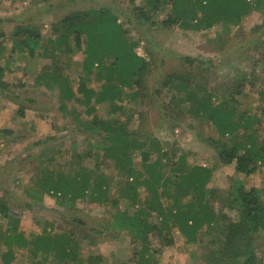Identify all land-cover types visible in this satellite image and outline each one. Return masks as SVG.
Returning a JSON list of instances; mask_svg holds the SVG:
<instances>
[{
    "label": "trees",
    "instance_id": "16d2710c",
    "mask_svg": "<svg viewBox=\"0 0 264 264\" xmlns=\"http://www.w3.org/2000/svg\"><path fill=\"white\" fill-rule=\"evenodd\" d=\"M136 1L129 0L144 22L154 24L157 13L165 12L160 23L166 30L178 27L198 32L211 29L217 23H238L253 13L264 14V0ZM50 30L44 39L38 26L18 25L8 40L9 47L2 41L5 34L0 32V96L12 101L21 98L12 95L11 84L6 79V72H10L9 66L14 61L25 55L31 59L42 57L45 62L36 76L37 83L45 92H54L59 112H65L72 104L84 108V115L89 117L82 122L83 132H90L92 138L100 140L91 150L77 151L76 158L70 159V163L67 161L59 172L43 169L41 178L33 182V191L38 195L30 196L40 201L45 195L55 197L67 207L86 200L108 208L109 219L100 230H92L99 234L110 232L111 236L125 232L132 242L139 243L141 248L131 264H156V251L150 246L153 241L159 242L161 247L172 245L175 232L185 244L209 243L207 254L203 255L205 264H260L255 240L264 233V188L247 190L245 178L264 167V108L260 116L248 115V109L247 117L243 115L239 121L236 117L238 99L232 96L217 100L214 93L197 81L195 61L189 58H182L187 64H182V71L172 72L162 79L168 89L166 94H170L164 104L163 86L149 93L151 64L137 53L136 43L129 40L118 15L109 7L72 12L53 23ZM65 54L71 55L74 66L73 58L77 59L80 54L75 78L70 75L71 64L63 63ZM186 67L191 72L182 74ZM250 87L255 89L253 83ZM244 88V83H240L235 95L242 94ZM261 96L264 99V91ZM126 98L140 106L148 102L150 110L129 114L130 109L124 103ZM103 107L107 119L98 115ZM18 112L23 116L22 109ZM150 112L154 117L161 115L163 120L169 118L170 113L176 124H180L181 119L206 120L223 138L227 136V141L234 140L235 144L230 147L222 143L218 155L223 165L233 164L234 173L238 175L228 190L209 187L212 170L189 164L184 155L174 159L176 154L172 152L168 159H162L166 152L159 141L151 137L148 128ZM71 113L74 122L82 119L75 108ZM134 116L137 121H133ZM239 128L243 129L242 142L238 140ZM44 142L39 140L30 146ZM136 152L141 157L138 163L134 160ZM152 154L156 159H151ZM88 161H93L90 167ZM109 164L118 171L117 178L100 170ZM113 187H117L115 192ZM170 187L175 190L171 203L167 201ZM142 189L148 193L145 199L141 197ZM189 196V201L184 202ZM214 201L220 203L218 213L211 206ZM0 215L8 216L2 199ZM70 222L78 225L75 217H70ZM201 235H207L208 239L203 241ZM0 239L7 249L2 254L3 264L14 260L16 246L26 247L33 259L42 254L46 255L45 261L49 257L75 264L79 261L73 231L61 230L52 235L44 232L29 240L14 227L4 231Z\"/></svg>",
    "mask_w": 264,
    "mask_h": 264
},
{
    "label": "rangeland",
    "instance_id": "374dc122",
    "mask_svg": "<svg viewBox=\"0 0 264 264\" xmlns=\"http://www.w3.org/2000/svg\"><path fill=\"white\" fill-rule=\"evenodd\" d=\"M138 1L140 0L136 2ZM104 6L111 8L118 15L120 23L127 30L129 40L136 43L137 53L151 64L152 72L148 76L149 93L163 86L162 79L166 75L182 71L187 65L182 58L194 59L198 70L196 79L200 80L199 83L204 85L207 91L214 93L217 100L220 97L227 99L232 96L238 99L236 117L239 121L243 115L246 116L248 109V115L260 116L264 108V99L261 98L264 91V14L253 13L238 23H217L211 29L197 32L178 27L163 29L160 21L165 18V12L157 13L154 24L144 22L134 12V6L129 0H2L0 32L6 36L2 41L9 47L11 34L16 26L22 24L38 26L46 39L51 33V25L64 16L75 11ZM79 55L77 59L73 58L77 68L73 65L74 62L71 63L70 54L62 56L63 63L67 66L71 64L70 75L74 78L80 63ZM44 60L42 57L31 59L25 55L19 61H14L17 64L15 68L21 69L18 74L9 76V73H6L12 95H20L21 98L15 99L11 105L6 104L8 114H0V131L14 129L21 139L12 144L5 142L0 145V199L8 208L7 218L0 215V235L14 227L23 232L29 240L33 235L44 232L52 235L54 232L60 233L61 230L73 231L78 248L77 264H131L141 248L139 243L132 242V238L125 232L111 236L110 232L99 234L92 230H100L104 221L109 219L106 212L108 208L86 200L78 201L68 208L62 206L55 197L45 195L40 201L30 196L38 195L33 191V182L41 178L43 169H55L59 172L67 161L70 163V159L76 158L77 151L81 153L91 150L100 140L95 136L92 138L90 132H83L82 122L89 117L84 115V108L72 104L65 112H59L54 92H44V87L37 83L36 74L40 73ZM190 72L186 67L182 74ZM22 83L24 86H21ZM240 83H244L245 88L241 90L242 94L236 96ZM252 83L255 89L250 87ZM167 90L166 87L162 88L161 98L164 104L170 98V94H166ZM28 98L36 102L29 103L26 100ZM124 103L130 109L129 114L150 110L148 102L140 106L138 103H130L126 98ZM3 107L0 102V111ZM73 108L81 115L82 119L78 122L73 120ZM20 109L23 110V116L18 112ZM98 115L103 119L108 118L105 108ZM168 115L170 117L165 120L158 114L154 117L151 112L148 116L151 137L159 141L163 152H166L162 159H168L172 152L176 154L174 159L184 155L189 164L203 165L212 170L209 187L224 192L228 190L238 175L234 173V165H223L218 155L222 143L230 147L235 144L234 140L227 141V136L223 138L209 121L181 119L180 124H176L171 120L172 115ZM134 120L137 121V116H134ZM262 120L264 125V115ZM32 127L37 129L32 131ZM242 128L237 132L241 142ZM46 137L53 139L48 140ZM39 140L45 142L40 146H30ZM156 157L155 154L151 155V159ZM140 159V154L136 152L135 162L138 163ZM92 164L93 161H88L89 167ZM100 170L117 178L118 171L110 164ZM245 184L247 190L255 187L262 191L264 167L246 177ZM116 188L113 187L114 192ZM174 194L175 190L171 188L168 202L174 200ZM141 197L147 198V191L142 189ZM189 199L190 196L186 197L184 202ZM211 206L215 213L219 212V202L214 201ZM70 217H75L78 225L71 223ZM173 236L174 243L166 247H161L159 242L153 241L150 247L152 251H156V264H205L203 255L207 254L208 242L185 244L178 232ZM201 236L203 241L208 239L207 235ZM255 248L261 264L264 262V233L257 235ZM6 250L3 240L0 239V264H3L2 254ZM15 252L11 264H75L60 262L50 257L45 261L46 255L42 254L33 259L27 248L22 246H16Z\"/></svg>",
    "mask_w": 264,
    "mask_h": 264
},
{
    "label": "crops",
    "instance_id": "0c3cea01",
    "mask_svg": "<svg viewBox=\"0 0 264 264\" xmlns=\"http://www.w3.org/2000/svg\"><path fill=\"white\" fill-rule=\"evenodd\" d=\"M17 64H15V63H12L10 66H9V69H10V72H6V73H9V76H11V75H15V74H18L19 73V70H21L20 69V67L19 68H15V66H16ZM19 65V64H18ZM38 75V73L36 74V76ZM45 92V91H44ZM0 102H2L3 103V105H4V107H3V109L0 111V114H3V115H7L8 114V111H7V109L5 108V106H6V104H8V103H10V105L14 102V100L12 101V100H8V99H6V98H3V97H1L0 96ZM35 103V102H34ZM6 109V111H5V109ZM38 118H39V116H38ZM32 126V125H31ZM8 128H11V127H8ZM37 128H34L33 129V127H32V131L33 130H36ZM1 134H4L5 136V138L3 137V136H1ZM0 136H1V138H0V145H3L2 143H5V142H9V143H14V142H16L18 139H21V137L16 133V131H14V129H6V130H2V131H0ZM3 137V138H2Z\"/></svg>",
    "mask_w": 264,
    "mask_h": 264
}]
</instances>
